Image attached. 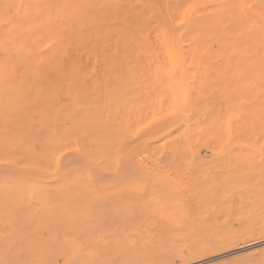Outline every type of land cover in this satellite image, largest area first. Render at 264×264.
Returning a JSON list of instances; mask_svg holds the SVG:
<instances>
[{
  "label": "rangeland",
  "instance_id": "rangeland-1",
  "mask_svg": "<svg viewBox=\"0 0 264 264\" xmlns=\"http://www.w3.org/2000/svg\"><path fill=\"white\" fill-rule=\"evenodd\" d=\"M155 1L179 29L187 7L204 14L195 34L207 64L182 74L144 55L127 61L117 11L140 10L138 0H0V231L12 263L29 259L13 239L21 227L20 238L60 221L82 231L51 264H264V63L248 68L264 28L212 22L228 0ZM147 16L155 44L164 19ZM61 23L102 30L96 49L88 36L70 45L75 75L68 60H13L22 41L48 57Z\"/></svg>",
  "mask_w": 264,
  "mask_h": 264
},
{
  "label": "bare ground",
  "instance_id": "bare-ground-1",
  "mask_svg": "<svg viewBox=\"0 0 264 264\" xmlns=\"http://www.w3.org/2000/svg\"><path fill=\"white\" fill-rule=\"evenodd\" d=\"M24 1L25 0H20V3L22 4ZM26 1H29L32 7V6H36V4L41 3L43 0H26ZM82 1H88V0H82ZM136 3L140 6V10H137L134 8L136 10L134 11V13H129L128 11L126 10L123 11L122 9H119L117 11V13L123 16V23L125 24L124 25L125 28L122 29L119 33V39L122 40L126 45H128V48L130 47L131 56L129 58H126L127 61L140 60L141 56L144 55L145 58L149 60L151 63L157 64V65L168 63L170 65V70L172 72L176 73V72L181 71L182 74L183 73L185 74L186 69L188 70L186 65H197V64L205 65L207 64L206 62L210 59V52H211L210 47L207 44L199 43L200 42L199 40L203 36L202 32H198L197 34H195L196 29L200 30L202 29V27H204V24H203L204 14L197 15V12L193 11V9L190 6L187 7L186 11L183 13L181 17V23H183L182 24L183 26H181V28L179 29L178 27L174 25V20L170 15V10L168 6L166 5V1L165 3L161 2L162 3L161 6L164 5L163 8H161L159 5V2L155 0H138V2ZM247 3L249 4V6H247ZM39 12L40 10L36 8V14H38ZM161 14H162V18L164 19V21L163 22L162 20L160 22L156 21L155 40L156 38L157 40H156V43L154 44L151 39V35L154 32V29L152 25L150 24L151 23L150 18H148L147 15H151V16L158 15V17L160 15V19H161ZM210 15L212 16V20H211L212 22L215 21L216 19V22L218 21L220 24L224 22L222 24H224L225 26H234V27H240V28L247 27L250 29L251 28H264V0H228L226 2H222L220 4L214 5L212 7V11ZM97 24H100V22H97ZM111 29L112 27L109 28V30ZM76 30L63 28V24L61 23L60 27L52 31L51 40H50L51 45H50L48 57H38L37 55L36 57H31V55L35 54L32 47L28 46L24 41H22L20 42V44H17L15 47V51H14L15 58L13 60H15V62L17 61L21 63L23 62V64H26V66L30 68L32 65L37 64V63L46 64V65H50V67H54L55 66L54 64L57 62V60L60 61V64L58 65H61L63 62H65V60H68V62L72 65L70 71L75 75L78 71L81 70L82 64H81L80 59L77 60L75 57H73L69 53V47L71 44H74V43L77 44L78 41H79V46L81 48L88 46L87 43L84 44L82 42L84 39L87 40L88 35H83L82 34L83 32L80 34ZM101 31L102 30L97 29L93 33L89 34L88 36V41H90L93 44L92 46L93 49H96L97 44L102 40ZM76 34H78V36H75ZM72 35L73 37L74 36L75 37L70 38ZM253 57L254 58L252 59V61H254V63L250 64L248 68L258 70L255 65L264 63V53L260 56L257 54H255L254 56L253 54ZM105 59L107 60L106 55H105ZM199 68L200 67L196 68L198 69L197 72H199ZM261 71L264 73V68L261 69ZM180 79L181 81L175 84L183 85L185 81L187 80L184 75H182V78ZM172 89L176 91L177 93V90H179V87L177 88V90H175V86H173ZM178 96L179 95H177V98ZM184 103L186 106L188 105L187 102H184ZM187 108L189 109V107ZM78 159L80 158L78 157ZM78 162H80V160ZM142 167L145 168L144 166ZM1 169L2 171H4L3 167ZM7 170L8 172L6 173L4 171V174L5 173L10 174L9 168ZM10 171H13V170H10ZM143 171L144 169L142 170V172ZM13 173H15V171H13ZM13 173L10 175H13ZM94 180L95 179H93V182ZM118 180L120 181L121 179H119L118 177ZM108 183L106 182V184ZM13 219L15 222L14 224H11V225L17 226L21 224L19 223L20 221L19 219L17 218H13ZM52 225H54L52 226V228L50 226L49 230L45 232L43 231L44 234L37 233L36 235H33V236L27 235L24 237L22 236L20 238L21 232L23 231L21 227V232L20 233L18 232L17 234L18 237H14L13 239L17 243L21 242V246H22L21 248L25 249V251L28 252L29 259L19 262L18 264H51V262L55 261V259L58 260L56 258V253H57L56 251H58L60 248H63L65 244L67 245L69 242L73 241L75 237H77V235L82 231L79 225L72 223V222H60L59 221V222H54ZM7 239H8V236L2 231H0V241L2 240L5 241V243L2 241L1 243L3 244L0 245V264H15V263H12L9 260V258H7L8 255L4 253L6 252V250H8V246H6ZM210 260H213V259H209L208 261ZM204 262L205 261L200 262V263L198 262L197 264H201V263L204 264Z\"/></svg>",
  "mask_w": 264,
  "mask_h": 264
}]
</instances>
